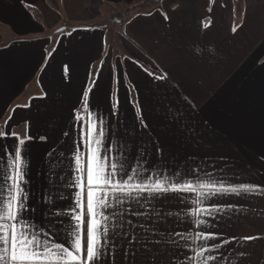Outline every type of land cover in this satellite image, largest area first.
<instances>
[{
    "label": "crops",
    "instance_id": "1",
    "mask_svg": "<svg viewBox=\"0 0 264 264\" xmlns=\"http://www.w3.org/2000/svg\"><path fill=\"white\" fill-rule=\"evenodd\" d=\"M139 1L0 0V131L34 137L27 179L37 222L45 211L41 195L54 194L46 154L55 148L59 159L64 150L67 165L68 147L82 143V126L91 122L82 92L89 89L92 111L111 122L113 147L134 145L132 167L264 185V0H151L149 8ZM117 7L125 13L111 43L103 12ZM117 100L119 117H112ZM137 102L149 129L137 123ZM73 109L81 123L70 119ZM157 138L162 158L154 151ZM4 143L11 147L13 139ZM218 201L243 208L219 222L225 237L260 238L225 245L214 253L223 255L217 264H264V197ZM167 205L173 212L182 207ZM166 227L189 226L172 220Z\"/></svg>",
    "mask_w": 264,
    "mask_h": 264
},
{
    "label": "snow or ice",
    "instance_id": "2",
    "mask_svg": "<svg viewBox=\"0 0 264 264\" xmlns=\"http://www.w3.org/2000/svg\"><path fill=\"white\" fill-rule=\"evenodd\" d=\"M209 26L203 25L205 29ZM93 96V89L82 92L91 122L82 126L80 146L66 150L72 153L68 164L64 165V150L59 159H53L55 148L46 154L55 177L48 179L54 194L41 195L45 211L40 222L35 219L38 209L31 202L27 179V152L34 137L7 127L0 131V264H117L118 254L120 264H217L223 255L214 253L225 245L260 238L225 237L219 222L242 213L243 208L218 198L264 197V185L181 179L179 173L169 178L148 174L147 167L143 171L132 167L128 161L135 158L134 145L127 142L113 147L111 122L92 111ZM135 111L139 127L149 129L139 102ZM110 116L119 117L118 100ZM70 119L81 123L75 109ZM70 135L63 132L65 137ZM9 139H13L11 147L4 143ZM153 144L157 157L162 158L158 138ZM172 200L182 206L175 212L167 205ZM65 201H70L67 207L57 206ZM172 220L189 227L183 232L166 227ZM238 255L247 254L239 251Z\"/></svg>",
    "mask_w": 264,
    "mask_h": 264
},
{
    "label": "rangeland",
    "instance_id": "3",
    "mask_svg": "<svg viewBox=\"0 0 264 264\" xmlns=\"http://www.w3.org/2000/svg\"><path fill=\"white\" fill-rule=\"evenodd\" d=\"M141 1L142 0L138 2L139 4L137 3L138 6H141L146 3V6H148L149 8V6L152 4L151 0H144L142 3ZM103 13L105 15V17H103V20L106 25L105 28L108 31V35H107L108 39L111 41V43H113V41H118V35L120 34L119 24H116L115 22L111 24L109 23V19L113 17L119 20L122 19L125 13L123 11V8L117 7L111 9V11L105 10Z\"/></svg>",
    "mask_w": 264,
    "mask_h": 264
},
{
    "label": "water",
    "instance_id": "4",
    "mask_svg": "<svg viewBox=\"0 0 264 264\" xmlns=\"http://www.w3.org/2000/svg\"><path fill=\"white\" fill-rule=\"evenodd\" d=\"M114 22H115V23H119V22H120V20H119V19H116V18H114V17H113V18H111V19H109V23H111V24H112V23H114Z\"/></svg>",
    "mask_w": 264,
    "mask_h": 264
}]
</instances>
